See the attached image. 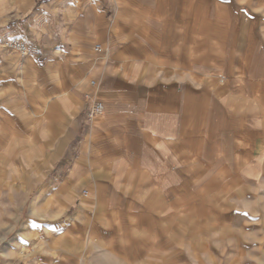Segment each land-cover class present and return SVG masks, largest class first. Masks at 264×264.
<instances>
[{
  "label": "crops",
  "instance_id": "crops-1",
  "mask_svg": "<svg viewBox=\"0 0 264 264\" xmlns=\"http://www.w3.org/2000/svg\"><path fill=\"white\" fill-rule=\"evenodd\" d=\"M191 1L0 0V138L31 123L52 138L66 157L60 199L88 189L137 203L149 190L170 222L191 191L264 175V6L262 19L207 22ZM11 39L31 53L6 49ZM87 92L105 107L90 123Z\"/></svg>",
  "mask_w": 264,
  "mask_h": 264
},
{
  "label": "rangeland",
  "instance_id": "rangeland-1",
  "mask_svg": "<svg viewBox=\"0 0 264 264\" xmlns=\"http://www.w3.org/2000/svg\"><path fill=\"white\" fill-rule=\"evenodd\" d=\"M200 4L207 22H229L230 11L240 12L239 22L263 16L264 0ZM26 126L14 125L13 139L0 138V264H264L263 174L223 176L224 188L216 184L196 200L204 206L191 191L190 210L179 202L168 222L165 196L149 190L137 192V203L96 200L88 189L60 199L66 157L55 155L38 124Z\"/></svg>",
  "mask_w": 264,
  "mask_h": 264
},
{
  "label": "built area",
  "instance_id": "built-area-1",
  "mask_svg": "<svg viewBox=\"0 0 264 264\" xmlns=\"http://www.w3.org/2000/svg\"><path fill=\"white\" fill-rule=\"evenodd\" d=\"M4 47L8 50H11L17 54H19L21 57L28 56L32 48L31 46L23 41V40H7L4 43ZM97 51H102V47L100 45H97L96 47ZM90 86L93 89H96L97 87V81L95 79L90 81ZM105 111L104 104L96 98L94 92H87L84 95V117L85 122L90 123L93 119H95L98 116L103 115ZM87 193L85 192V195Z\"/></svg>",
  "mask_w": 264,
  "mask_h": 264
}]
</instances>
